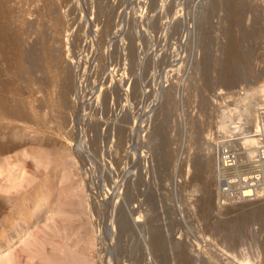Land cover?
Returning <instances> with one entry per match:
<instances>
[{"label": "rangeland", "instance_id": "1", "mask_svg": "<svg viewBox=\"0 0 264 264\" xmlns=\"http://www.w3.org/2000/svg\"><path fill=\"white\" fill-rule=\"evenodd\" d=\"M248 104L264 0H0V264H264L214 165Z\"/></svg>", "mask_w": 264, "mask_h": 264}, {"label": "built area", "instance_id": "2", "mask_svg": "<svg viewBox=\"0 0 264 264\" xmlns=\"http://www.w3.org/2000/svg\"><path fill=\"white\" fill-rule=\"evenodd\" d=\"M251 156L231 141L215 147V171L219 195L227 200L253 199L264 192V105L256 109ZM244 158V159H242Z\"/></svg>", "mask_w": 264, "mask_h": 264}, {"label": "bare ground", "instance_id": "3", "mask_svg": "<svg viewBox=\"0 0 264 264\" xmlns=\"http://www.w3.org/2000/svg\"><path fill=\"white\" fill-rule=\"evenodd\" d=\"M155 1V0H154ZM149 2H150V0H149ZM152 3V2H151ZM156 3V2H155ZM232 5V4H231ZM154 6V5H153ZM156 7V6H155ZM158 7V6H157ZM151 8V7H150ZM154 8V7H153ZM156 9V8H155ZM257 109V108H256ZM255 109V110H256ZM255 114L256 113H252V111H251V108H250V106H249V104L247 105V108H246V110L243 112V115H244V123H246L247 121L248 122H250V123H252L253 121H254V119H255ZM247 122V123H248ZM246 123V124H247ZM249 126V125H248ZM242 127V126H241ZM240 127V125L239 126H237L235 129H236V131H238L239 132V134H240V137H238V139H239V141H241V143H242V147L245 149V151H244V154H246L247 156H251L252 155V153L254 152V150H253V146H254V144H255V140H254V137H253V134H252V129L251 130H246L245 128L243 129V128H241ZM235 129H233V130H235ZM250 129V128H249ZM13 134H11L12 136L15 134V132H12ZM16 135V134H15ZM17 136V135H16ZM15 136V137H16ZM10 147H8V149H9ZM5 149H7V148H5V147H1V151H4ZM260 196V197H259ZM259 198H261V195L260 194H258L255 198H253V199H247V198H244V199H242V200H240V201H244V202H248V201H251V200H254V199H259ZM35 213H37V212H35ZM41 214H39V215H36L35 217H38V216H40ZM136 219V218H135ZM136 221H137V219H136Z\"/></svg>", "mask_w": 264, "mask_h": 264}]
</instances>
